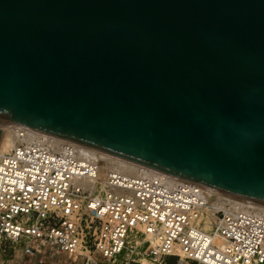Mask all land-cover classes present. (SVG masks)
Instances as JSON below:
<instances>
[{"label": "water", "instance_id": "water-1", "mask_svg": "<svg viewBox=\"0 0 264 264\" xmlns=\"http://www.w3.org/2000/svg\"><path fill=\"white\" fill-rule=\"evenodd\" d=\"M0 121L264 205V0H0Z\"/></svg>", "mask_w": 264, "mask_h": 264}, {"label": "built area", "instance_id": "built-area-1", "mask_svg": "<svg viewBox=\"0 0 264 264\" xmlns=\"http://www.w3.org/2000/svg\"><path fill=\"white\" fill-rule=\"evenodd\" d=\"M0 264H264V206L140 165L136 174L81 156L79 145L4 124Z\"/></svg>", "mask_w": 264, "mask_h": 264}, {"label": "bare ground", "instance_id": "bare-ground-1", "mask_svg": "<svg viewBox=\"0 0 264 264\" xmlns=\"http://www.w3.org/2000/svg\"><path fill=\"white\" fill-rule=\"evenodd\" d=\"M3 122L0 121V130L3 131L4 128ZM14 146V139L11 136L6 135L5 133H2L0 136V152L4 153L7 151H10L11 148ZM79 150L81 156L85 158H90V159H95L98 160L102 163L103 166L108 167L110 169H117V170H122L130 174H136L140 170V165L136 164L134 162L118 158L115 156H112L110 154H107L105 152L84 146V145H79ZM229 202L236 205L239 208H257L261 207L264 205L261 204H256L253 202H248L245 200L229 197ZM142 244V242H141Z\"/></svg>", "mask_w": 264, "mask_h": 264}, {"label": "rangeland", "instance_id": "rangeland-1", "mask_svg": "<svg viewBox=\"0 0 264 264\" xmlns=\"http://www.w3.org/2000/svg\"><path fill=\"white\" fill-rule=\"evenodd\" d=\"M148 245L149 243L147 241H142V244H139L135 254L130 260V264H152L151 259L144 254V251L147 249ZM118 264H125L124 255L119 256Z\"/></svg>", "mask_w": 264, "mask_h": 264}]
</instances>
